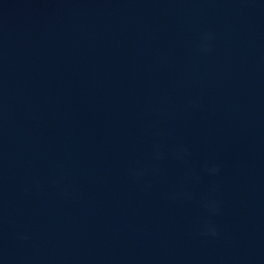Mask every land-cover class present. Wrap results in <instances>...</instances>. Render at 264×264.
<instances>
[{
    "label": "water",
    "instance_id": "95a60500",
    "mask_svg": "<svg viewBox=\"0 0 264 264\" xmlns=\"http://www.w3.org/2000/svg\"><path fill=\"white\" fill-rule=\"evenodd\" d=\"M0 264H264V0H0Z\"/></svg>",
    "mask_w": 264,
    "mask_h": 264
},
{
    "label": "clouds",
    "instance_id": "9594fccd",
    "mask_svg": "<svg viewBox=\"0 0 264 264\" xmlns=\"http://www.w3.org/2000/svg\"><path fill=\"white\" fill-rule=\"evenodd\" d=\"M218 170H219V167L218 166H216V167H214V168L211 169V171H213V172L218 171ZM213 231H215V230L213 229Z\"/></svg>",
    "mask_w": 264,
    "mask_h": 264
}]
</instances>
